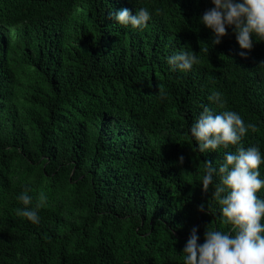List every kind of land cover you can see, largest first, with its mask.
I'll return each mask as SVG.
<instances>
[{
    "label": "trees",
    "instance_id": "obj_1",
    "mask_svg": "<svg viewBox=\"0 0 264 264\" xmlns=\"http://www.w3.org/2000/svg\"><path fill=\"white\" fill-rule=\"evenodd\" d=\"M212 6L0 0V264H183L192 227L198 243L206 226L228 230L200 184L223 150L200 153L189 129L203 107L223 110L218 90L257 126L243 146L264 153V41L243 50L228 29L210 48L199 17ZM140 7L143 30L108 14ZM181 50L200 59L187 73L167 64ZM25 188L33 206L45 197L38 225L17 214Z\"/></svg>",
    "mask_w": 264,
    "mask_h": 264
},
{
    "label": "clouds",
    "instance_id": "obj_2",
    "mask_svg": "<svg viewBox=\"0 0 264 264\" xmlns=\"http://www.w3.org/2000/svg\"><path fill=\"white\" fill-rule=\"evenodd\" d=\"M211 4L199 17V23L213 34L208 43L210 48L221 43L228 29L235 35L240 49L250 51L254 40L264 41V0H211ZM155 13L160 14L161 9H155ZM108 14L119 25L139 30L147 28L152 17L147 7H140L135 14L127 8L111 10ZM239 55L246 58L248 52L241 51ZM199 63L193 51L181 50L167 57L170 69L181 73L191 71ZM258 68L264 69V61ZM208 100L223 110L216 112L203 107L189 131L200 153L223 150L218 164L205 161L200 184L205 193L211 186L221 220L230 227L223 231L206 226L203 243H198V228L192 227L182 250L183 264H264V197L258 195L264 189L261 178L264 153L258 145L244 147L242 143L249 131H257V126L246 123L240 113L227 109L221 91H212ZM230 146H234V151L228 150ZM29 191L25 188L16 197L24 206L17 209V214L38 225L41 222L38 213L45 197L41 195L33 206ZM198 210L204 212V204Z\"/></svg>",
    "mask_w": 264,
    "mask_h": 264
}]
</instances>
